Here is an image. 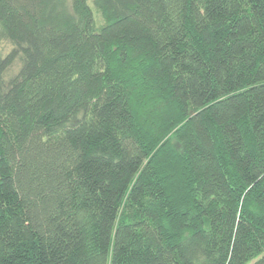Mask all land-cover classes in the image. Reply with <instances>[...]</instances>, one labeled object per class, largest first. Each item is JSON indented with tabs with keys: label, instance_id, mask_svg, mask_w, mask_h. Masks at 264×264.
<instances>
[{
	"label": "trees",
	"instance_id": "obj_1",
	"mask_svg": "<svg viewBox=\"0 0 264 264\" xmlns=\"http://www.w3.org/2000/svg\"><path fill=\"white\" fill-rule=\"evenodd\" d=\"M0 264H264V0H0Z\"/></svg>",
	"mask_w": 264,
	"mask_h": 264
},
{
	"label": "rangeland",
	"instance_id": "obj_2",
	"mask_svg": "<svg viewBox=\"0 0 264 264\" xmlns=\"http://www.w3.org/2000/svg\"><path fill=\"white\" fill-rule=\"evenodd\" d=\"M98 18H99V17H98L97 14H96V19L98 20ZM169 135H170V134H169ZM166 138H167V136H166L164 139H166ZM171 141L174 142L173 139H172Z\"/></svg>",
	"mask_w": 264,
	"mask_h": 264
}]
</instances>
